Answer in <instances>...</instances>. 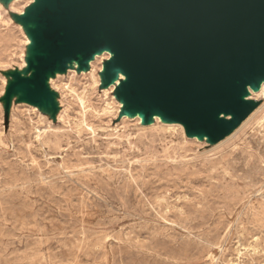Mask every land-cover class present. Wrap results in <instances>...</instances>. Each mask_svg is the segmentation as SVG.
I'll use <instances>...</instances> for the list:
<instances>
[{"label": "rangeland", "instance_id": "374dc122", "mask_svg": "<svg viewBox=\"0 0 264 264\" xmlns=\"http://www.w3.org/2000/svg\"><path fill=\"white\" fill-rule=\"evenodd\" d=\"M61 1L0 0V264H264V109L238 131L264 104V81L246 88L238 115L199 128L159 117L140 107L110 51L49 60L63 46L59 32L47 36Z\"/></svg>", "mask_w": 264, "mask_h": 264}, {"label": "water", "instance_id": "95a60500", "mask_svg": "<svg viewBox=\"0 0 264 264\" xmlns=\"http://www.w3.org/2000/svg\"><path fill=\"white\" fill-rule=\"evenodd\" d=\"M49 60L114 55L143 110L199 128L264 81V0H62ZM46 60L44 62H49Z\"/></svg>", "mask_w": 264, "mask_h": 264}, {"label": "bare ground", "instance_id": "6f19581e", "mask_svg": "<svg viewBox=\"0 0 264 264\" xmlns=\"http://www.w3.org/2000/svg\"><path fill=\"white\" fill-rule=\"evenodd\" d=\"M21 4V3H20ZM20 6V5H19ZM28 9V8H27ZM19 16V15H18ZM28 25V24H27ZM21 27H22V25H21ZM23 28V27H22ZM24 29V28H23ZM32 36V35H31ZM34 42V41H33ZM31 46V45H30ZM63 47V46H62ZM30 49V48H29ZM23 51V50H22ZM100 51V50H99ZM30 52V51H29ZM26 53V52H25ZM38 53V52H37ZM32 54V53H31ZM29 55V54H28ZM33 55V54H32ZM97 56V55H96ZM31 59V58H30ZM75 65H77L76 64V62H73ZM23 64V63H22ZM90 65V64H89ZM25 66V65H24ZM14 67V66H13ZM29 69H30V67H29ZM84 70V69H83ZM47 72V71H46ZM54 74V73H53ZM56 74V73H55ZM22 75V74H21ZM90 76L91 77H93L94 76V70H93V68H92V71H91V73H90ZM28 79V78H27ZM90 79V78H89ZM92 80V79H91ZM31 81V80H30ZM9 82V81H8ZM96 83V82H95ZM52 84V83H51ZM93 84V83H92ZM65 85V84H64ZM67 86V85H66ZM31 87V86H30ZM63 88H64V86H63ZM70 88V87H69ZM14 90V89H13ZM56 90V89H55ZM261 90H262V93H264V86H261ZM20 94V93H19ZM73 95V94H72ZM13 96V95H12ZM52 97V96H51ZM59 97V96H58ZM85 98V97H84ZM75 100H76V98H75ZM80 100V99H79ZM54 101V100H53ZM83 101V100H82ZM52 102V101H51ZM69 103V102H68ZM60 104V103H59ZM65 106V105H64ZM68 106V105H67ZM87 106V105H86ZM43 108H44V106H43ZM82 108V107H81ZM263 109H264V104H262L255 112H253L243 123H242V125L240 126V128L238 129V131H240L241 129H243L249 122H251L253 119H255L256 117H257V115L258 114H260L261 113V111H263ZM47 110H48V108H47ZM83 110H81V112H82ZM49 113V112H48ZM58 113V112H57ZM136 113V112H135ZM138 113H140L139 111H138ZM137 113V114H138ZM155 115H157V116H159L160 117V115L158 114V112L156 111V113H155ZM47 116H48V114H47ZM46 117V116H45ZM155 118V117H154ZM156 121H158V120H156ZM83 122V121H82ZM123 126V125H122ZM153 126V125H152ZM156 126V125H155ZM119 127V126H118ZM160 127V126H159ZM62 128V127H61ZM64 128V127H63ZM259 128V127H258ZM49 129V128H48ZM55 129V128H54ZM54 129H52V131L54 130ZM57 129H60V128H57ZM123 129V128H122ZM148 129V128H147ZM155 129H157V127L155 128ZM154 129V130H155ZM61 130H63V129H60L59 130V132L61 131ZM65 130V129H64ZM116 130V129H115ZM152 130V129H151ZM150 129H149V131H151ZM166 131H167V129H165ZM174 130V129H173ZM32 131V130H31ZM42 131V130H41ZM56 131V130H55ZM144 131V130H143ZM148 131V130H147ZM158 131V130H157ZM45 132V131H44ZM58 132V131H57ZM68 132V131H67ZM94 132V131H93ZM110 132V131H109ZM124 132V131H123ZM165 132V131H164ZM62 133V132H61ZM108 133V132H107ZM113 133V132H112ZM139 133V132H138ZM143 133V132H142ZM151 133V132H150ZM157 133V132H156ZM255 133H257V132H255ZM259 133V132H258ZM42 134H43V131H42ZM41 134V135H42ZM53 134V133H52ZM51 134V135H52ZM56 134V133H55ZM59 134V133H58ZM64 134H66V133H64ZM109 134H111V133H109ZM114 134V133H113ZM112 134V135H113ZM121 134V133H120ZM146 133H144V135H145ZM152 134V133H151ZM155 134V133H154ZM167 134V133H166ZM170 134V133H169ZM176 134V133H175ZM174 134V135H175ZM236 134H237V132H235L234 134H232L231 136H229V137H227L224 141H222V142H220L215 148H219L220 146H222L223 144H225L226 142H228L229 140H231L234 136H236ZM54 135V134H53ZM52 135V136H53ZM92 135V134H91ZM111 135V136H112ZM141 135V134H140ZM163 135V134H162ZM180 135V134H179ZM56 136V135H55ZM54 136V137H55ZM119 136V135H118ZM121 136H123V135H121ZM129 136V135H128ZM138 136V135H137ZM34 137V136H33ZM54 137H53V139H54ZM66 137V136H65ZM117 137V136H116ZM140 137H142V135L140 136ZM155 137V136H154ZM157 137V136H156ZM161 137V136H160ZM48 138H49V136H48ZM62 138V137H61ZM95 138V137H94ZM113 138V137H112ZM129 138H130V136H129ZM146 138V137H145ZM148 138V137H147ZM180 138V137H179ZM254 138V137H253ZM38 139V138H37ZM40 139V138H39ZM57 139V138H56ZM116 139H118V138H116ZM115 139V140H116ZM138 139V138H137ZM167 139V138H166ZM168 139H169V136H168ZM248 139V138H247ZM58 140V139H57ZM91 140V139H90ZM93 140V139H92ZM147 140V139H146ZM180 140V139H179ZM46 141V140H45ZM49 141V140H48ZM141 141V140H140ZM148 141V140H147ZM40 142H41V140H40ZM111 142H113L112 140H111ZM120 142V141H119ZM129 142V141H128ZM137 142V141H136ZM142 142H144L143 141V139H142ZM149 142V141H148ZM155 142V141H154ZM164 142V141H163ZM168 142V141H167ZM53 143V142H52ZM94 143H96V142H94ZM147 143V142H146ZM150 143H152V142H150ZM156 143V142H155ZM170 143H171V141H170ZM169 143V144H170ZM177 143V142H176ZM193 143V142H192ZM247 143V142H246ZM43 144V143H42ZM116 144V143H115ZM164 144V143H163ZM182 145L183 144V142H181V143H178V145ZM253 144V143H252ZM26 145V144H25ZM33 145V144H32ZM53 146H54V144H52ZM118 145V144H117ZM120 145V144H119ZM127 145V144H126ZM130 145H131V143H130ZM152 145H154V144H152ZM248 145V144H247ZM68 146V145H67ZM106 146V145H105ZM111 146H112V144H111ZM116 146V145H115ZM133 146V145H132ZM142 146V145H141ZM170 146V145H169ZM175 146V145H174ZM184 146V145H183ZM100 147V146H99ZM118 147V146H117ZM150 147V146H149ZM175 147H177V146H175ZM174 147V148H175ZM245 147V146H244ZM258 147V146H257ZM47 148V147H46ZM52 148V147H51ZM54 148V147H53ZM105 148V147H104ZM253 148H255V147H253ZM2 149H3V147H2ZM112 149V148H111ZM151 149V148H150ZM170 149V148H169ZM179 149V148H178ZM186 149V148H185ZM263 149V148H262ZM260 150V149H259ZM264 150V149H263ZM104 151V150H103ZM108 151V150H107ZM157 151V150H156ZM168 151V150H167ZM172 151V150H171ZM184 151V150H183ZM240 151V150H239ZM246 151V150H245ZM33 152V151H32ZM115 152V151H114ZM185 152V151H184ZM187 152V151H186ZM192 152V151H191ZM261 152V151H260ZM101 153V152H100ZM105 153V152H104ZM112 153V152H111ZM164 153V152H163ZM237 153V152H236ZM243 153V152H242ZM241 153V154H242ZM245 153V152H244ZM76 154V153H75ZM116 154V153H115ZM173 154V153H172ZM223 154V153H222ZM246 154V153H245ZM255 154V153H254ZM80 155V154H79ZM94 155V154H93ZM177 155V154H176ZM193 155V154H192ZM197 155V154H196ZM199 155V154H198ZM248 155V154H247ZM260 155V154H259ZM70 156H72V155H70ZM78 156V155H77ZM81 156V155H80ZM79 156V157H80ZM108 156V155H107ZM170 156V155H169ZM168 156V157H169ZM178 156V155H177ZM223 156V155H222ZM240 156V155H239ZM249 156V155H248ZM258 156V155H257ZM262 156H264V155H262ZM31 157H32V155H31ZM34 157V156H33ZM99 157V156H98ZM181 157V156H180ZM247 157V156H246ZM254 157V156H253ZM252 157V158H253ZM77 158V157H76ZM82 158V157H81ZM90 158V157H89ZM171 158V157H170ZM183 158V157H182ZM245 158V157H244ZM243 158V159H244ZM255 158V157H254ZM254 158H253V160H254ZM257 158V157H256ZM35 159V158H34ZM75 159V158H74ZM78 159V158H77ZM91 159V158H90ZM106 159V158H105ZM175 159V158H174ZM177 159V158H176ZM180 159V158H179ZM186 159V158H185ZM33 160V159H32ZM36 160V159H35ZM154 160V159H153ZM169 160V159H168ZM172 160V159H171ZM232 160V159H231ZM179 161V160H178ZM178 161H176V162H178ZM181 161H182V159H181ZM221 161V160H220ZM220 161H218V159H217V161H216V163H218V162H220ZM259 161V160H258ZM37 162V161H36ZM80 162V164L82 163L81 161H79ZM153 162V161H152ZM210 162V161H209ZM214 162V161H213ZM227 162V161H226ZM72 163V162H71ZM113 163V162H112ZM111 163V164H112ZM167 163V162H166ZM170 163V162H169ZM202 163V162H201ZM244 163H245V159H244ZM247 163V162H246ZM255 163V162H254ZM33 164V163H32ZM36 164V163H35ZM46 164V163H45ZM75 164V163H74ZM104 164V163H103ZM152 164V163H151ZM198 164V163H197ZM223 164V163H222ZM226 164V163H225ZM250 164V163H249ZM37 165V164H36ZM40 165V164H39ZM49 165V164H48ZM92 165V164H91ZM175 165V164H174ZM185 165V164H184ZM183 165V166H184ZM247 165V164H246ZM38 166V165H37ZM64 166V168H65V165H63ZM62 166V167H63ZM107 166V165H106ZM114 166V165H113ZM157 166H158V164H157ZM162 166H163V164H162ZM161 166V167H162ZM180 166V165H179ZM199 166V165H198ZM222 166V165H221ZM228 166V165H227ZM230 166V165H229ZM235 166V165H234ZM50 167V166H49ZM58 167V166H57ZM75 167V166H74ZM79 167H81V166H79ZM87 167V166H86ZM123 167V166H122ZM125 167V166H124ZM169 167V166H168ZM186 167V166H185ZM200 167V166H199ZM213 167V166H212ZM219 167V166H218ZM233 167V166H232ZM231 167V168H232ZM34 168V167H33ZM40 168V167H39ZM92 168V167H91ZM106 168V167H105ZM128 168V167H127ZM196 168V167H195ZM194 168V169H195ZM220 168V167H219ZM222 168V167H221ZM230 168V167H229ZM229 168H227V170L229 169ZM230 168V169H231ZM240 168V167H239ZM238 168V169H239ZM52 169H54V167L52 168ZM66 169H67V167H66ZM72 169V168H71ZM76 169V168H75ZM155 169V168H154ZM158 169H160V168H158ZM182 169V168H181ZM185 169V168H184ZM190 169V168H189ZM188 169V170H189ZM27 170V169H26ZM59 170V169H58ZM68 170V169H67ZM79 170V169H78ZM77 170V171H78ZM102 170V169H101ZM112 170V169H111ZM141 169H139V171H140ZM166 170V169H165ZM178 170V169H177ZM183 170V169H182ZM201 170V169H200ZM216 170V169H215ZM222 170V169H221ZM36 171V170H35ZM42 171V170H41ZM49 171V170H48ZM63 171V170H62ZM83 171V170H82ZM144 171V170H143ZM160 171H161V169H160ZM194 171V170H193ZM196 171H198V170H196ZM223 171V170H222ZM231 171H233V170H231ZM230 171V172H231ZM245 171V170H244ZM30 172H31V170H30ZM37 172V171H36ZM35 172V173H36ZM51 172V171H50ZM84 172V171H83ZM82 172V173H83ZM104 172V171H103ZM106 172H107V169H106ZM117 172V171H116ZM122 172V171H121ZM166 172H169L168 170H166ZM179 172V171H178ZM186 172V171H185ZM201 172H203V171H201ZM206 172V171H205ZM211 172H213V170L211 171ZM210 172V173H211ZM241 172V171H240ZM246 172V171H245ZM41 173V172H40ZM58 173V172H57ZM85 173H87L86 171H85ZM125 173V172H124ZM128 173V172H127ZM141 173V172H140ZM160 173V172H159ZM158 173V174H159ZM162 173H164V172H162ZM181 173V172H180ZM235 174H236V172H234ZM43 174H44V172H43ZM48 174H49V172H48ZM47 174V175H48ZM68 174V173H67ZM88 174V173H87ZM105 174V173H104ZM153 174V173H152ZM151 174V175H152ZM214 174H216V173H214ZM226 174H227V172H226ZM231 174V173H230ZM23 175V174H22ZM27 175V174H26ZM36 175H38V174H36ZM46 175V174H45ZM50 175V174H49ZM65 176H66V174H64ZM118 175V174H117ZM209 175V174H208ZM211 175V174H210ZM219 175V174H218ZM39 176V175H38ZM42 176V175H41ZM63 176V175H62ZM101 176V175H100ZM139 176V175H138ZM147 176V175H146ZM230 176V175H229ZM233 176V175H232ZM27 177V176H26ZM40 177V176H39ZM51 177V176H50ZM59 177V176H58ZM79 177V176H78ZM83 177V176H82ZM113 177V176H112ZM122 178H123V176H121ZM127 177V176H126ZM129 177V176H128ZM141 177H142V175H141ZM236 177V176H235ZM24 178V177H23ZM40 178H43V177H40ZM57 178V177H56ZM64 178V177H63ZM102 178V177H101ZM116 178V177H115ZM263 178H264V176H263ZM15 179V178H14ZM59 179V178H58ZM103 179V178H102ZM126 179V178H125ZM143 179V178H142ZM210 179V178H209ZM232 179V178H231ZM15 180H17V179H15ZM20 180V179H19ZM18 180V181H19ZM43 180V179H42ZM212 181L214 180V179H211ZM210 180V181H211ZM228 180V179H227ZM51 181V180H50ZM54 181V180H53ZM64 181H65V179H64ZM80 181V180H79ZM90 181V180H89ZM92 181V180H91ZM109 181V180H108ZM141 182H142V180H140ZM234 181V180H233ZM45 182V181H44ZM59 182V181H58ZM65 182H68V181H65ZM77 182H78V180H77ZM218 182H219V180H218ZM223 182V181H222ZM18 183H20V182H18ZM41 183V182H40ZM52 183V182H51ZM53 183H55V182H53ZM81 183H82V181H81ZM137 183V182H136ZM208 183V182H207ZM229 183V182H228ZM234 183V182H233ZM9 184V183H8ZM25 184V183H24ZM28 184V183H27ZM33 184H36V182L34 183L33 182ZM56 184V183H55ZM66 184V183H65ZM73 184V183H72ZM112 184V183H111ZM114 184V183H113ZM113 184H112V186H113ZM118 184H121V183H118ZM130 184V183H129ZM132 184V183H131ZM130 184V185H131ZM227 184V183H226ZM30 185H31V183H30ZM43 185V184H42ZM52 185V184H51ZM71 185V184H70ZM139 185V184H138ZM151 185V184H150ZM214 185V184H213ZM243 185V184H242ZM260 185V184H259ZM258 185V186H259ZM12 187H13V185H11ZM15 186H17V185H15ZM22 186V185H21ZM29 186V185H28ZM34 186V185H33ZM50 186V185H49ZM73 186V185H72ZM81 186V185H80ZM79 186V187H80ZM120 186V185H119ZM141 186H143V184L141 185ZM140 186V187H141ZM147 186V185H146ZM154 186V185H153ZM235 186V185H234ZM252 186V185H251ZM262 186V185H261ZM260 186V187H261ZM38 187V186H37ZM43 187H45V186H43ZM53 187V186H52ZM62 187V186H61ZM78 187V186H77ZM94 187V186H93ZM98 187V186H97ZM110 187V186H109ZM6 188V187H5ZM9 188V187H8ZM11 188V187H10ZM24 188V187H23ZM63 188V187H62ZM68 188V187H67ZM74 188V187H73ZM84 188V187H83ZM126 188V187H125ZM146 188V187H145ZM14 190L16 189V188H13ZM39 189H40V187H39ZM47 189V191H48V188H46ZM61 189V188H60ZM96 189V188H95ZM235 189V188H234ZM22 190V189H21ZM24 190V189H23ZM32 190V189H31ZM58 190H59V188H58ZM71 190V189H70ZM74 190H78V189H74ZM101 190V189H100ZM142 190V189H141ZM155 190V189H154ZM237 190V189H236ZM257 190H258V188H257ZM260 190V189H259ZM4 191V190H3ZM27 191V190H26ZM42 191H44V190H42ZM46 191V190H45ZM54 191V190H53ZM60 191V190H59ZM89 191V190H88ZM250 191V190H249ZM6 192V191H5ZM14 192V191H13ZM13 192H11L12 194H13ZM57 192V191H56ZM78 192V191H77ZM93 192V191H92ZM99 192V191H98ZM132 192V191H131ZM242 192V191H241ZM245 192V191H244ZM1 193V192H0ZM3 193V192H2ZM16 193V192H15ZM28 193V192H27ZM38 193H40V192H38ZM48 194H49V192H47ZM55 193V192H54ZM80 193V192H79ZM88 193V192H87ZM114 193V192H113ZM239 193V192H238ZM9 194V193H8ZM61 194V193H60ZM71 194V193H70ZM73 194V193H72ZM80 194H82V191H81V193ZM99 194V193H98ZM217 194V193H216ZM227 194H228V192H227ZM243 194V193H242ZM252 194V193H251ZM62 195V194H61ZM74 195V194H73ZM72 195V196H73ZM131 195V194H130ZM155 195V194H154ZM153 195V196H154ZM214 195V194H213ZM219 195V194H218ZM237 195V194H236ZM258 195V194H257ZM262 195V194H261ZM13 196H14V194H13ZM49 196V195H48ZM59 196V195H58ZM62 196H64V195H62ZM68 196V195H67ZM81 196V195H80ZM133 196H135V195H133ZM146 196V195H145ZM152 196V195H151ZM220 196V195H219ZM240 196V195H239ZM246 196V195H245ZM248 196V195H247ZM25 197H26V195H25ZM24 197V198H25ZM65 197V196H64ZM69 197V196H68ZM76 197V196H75ZM79 197V196H78ZM83 197V196H82ZM81 197V198H82ZM96 197H98V196H96ZM107 196H105V198H106ZM234 197V196H233ZM237 197V196H236ZM258 197H260V195L258 196ZM66 198V197H65ZM104 198V201L106 200ZM122 198V197H121ZM138 198H140V196L138 197ZM148 198V197H147ZM152 198H154V197H152ZM243 198V197H242ZM249 198H251L250 196H249ZM255 198V197H254ZM62 199V198H61ZM92 199V198H91ZM144 200H145V198H143ZM155 199V198H154ZM208 199V198H207ZM245 199V198H244ZM261 199V198H260ZM259 199V200H260ZM140 200V199H139ZM152 200V199H151ZM195 200V199H194ZM254 200V199H253ZM63 201V200H62ZM100 201V200H99ZM198 201V200H197ZM200 201V200H199ZM221 201V200H220ZM248 201V200H247ZM106 202V201H105ZM223 202V201H222ZM250 202V201H249ZM97 203V202H96ZM103 203V202H102ZM107 203V202H106ZM156 203V202H155ZM186 203V202H185ZM191 203H193V202H191ZM198 203V202H197ZM230 203V202H229ZM254 203V202H253ZM262 203V202H261ZM101 204V203H100ZM142 204H143V202H142ZM146 204V203H145ZM158 204H159V201H158ZM226 204V203H225ZM231 204V203H230ZM242 204V203H241ZM91 205V204H90ZM103 205V204H102ZM138 205V204H137ZM185 205H187V203L186 204H184V206ZM233 205V204H232ZM246 205H247V203H246ZM119 206V205H118ZM133 206V205H132ZM136 206V205H135ZM156 206H157V204H156ZM188 206H189V204H188ZM187 206V207H188ZM191 206V205H190ZM260 206V205H259ZM262 206V205H261ZM105 207V206H104ZM103 207V208H104ZM123 207V206H122ZM138 207H140V206H138ZM142 207V206H141ZM234 207V210H235V206H233ZM137 208V207H136ZM158 208H159V206H158ZM252 208H254V207H252ZM95 209V208H94ZM185 209V208H184ZM187 209V211H188V208H186ZM196 209V208H195ZM83 210V209H82ZM111 210V209H110ZM155 210V209H154ZM193 210H194V208H193ZM205 210V209H204ZM233 210V209H232ZM238 210H239V208H238ZM248 210H249V208H248ZM255 210V209H254ZM86 211V210H85ZM93 211V210H92ZM100 211V210H99ZM139 211V210H138ZM145 211V210H144ZM179 211V210H178ZM183 211V210H182ZM195 211V210H194ZM224 211V210H223ZM258 211V210H257ZM79 212V211H78ZM77 212V213H78ZM155 212H157V211H155ZM185 212V211H184ZM200 211H198V213H199ZM212 212V211H211ZM230 212V211H229ZM234 212V211H233ZM237 212V211H236ZM240 212H241V210H240ZM80 213V212H79ZM85 213V212H84ZM183 213V212H182ZM202 213V212H201ZM219 213V212H218ZM232 213V212H231ZM246 213H247V211H246ZM258 213H259V211H258ZM93 214V213H92ZM141 214V213H140ZM164 214V213H163ZM178 214V213H177ZM217 214V213H216ZM222 214V213H221ZM235 214V213H234ZM237 214H238V212H237ZM252 214V213H251ZM71 215V214H70ZM73 215V214H72ZM91 215V214H90ZM138 215V214H137ZM142 215V214H141ZM188 215V214H187ZM223 215V214H222ZM179 217H182V216H180V214L178 215ZM195 216V215H194ZM213 216V215H212ZM217 216H219V215H217ZM241 216V215H240ZM239 216V217H240ZM253 216V215H252ZM125 217V216H124ZM127 218H128V216H126ZM145 217V216H144ZM184 217V216H183ZM216 217V216H215ZM261 217H262V215H261ZM260 217V219H262ZM105 218V217H104ZM160 218V217H159ZM192 218V217H191ZM220 218V217H219ZM225 218V217H224ZM241 218V217H240ZM105 219H107V218H105ZM129 219V218H128ZM166 219V218H165ZM209 219V218H208ZM213 219V218H212ZM227 219H228V217H227ZM239 219V218H238ZM245 219V218H244ZM251 219V218H250ZM258 219V218H257ZM259 219V220H260ZM82 220V219H81ZM101 220V219H100ZM152 220V219H151ZM155 220V219H154ZM163 220V219H162ZM222 220H224V219H222ZM221 220V221H222ZM247 220V219H246ZM263 220V219H262ZM118 221V220H117ZM192 221V220H191ZM250 221H252V219L250 220ZM249 221V222H250ZM113 222H114V220H113ZM167 222V221H166ZM170 222V221H169ZM179 222V221H178ZM200 222V221H199ZM207 222V221H206ZM233 222V221H232ZM253 222V221H252ZM252 222H250V223H252ZM148 223V222H147ZM190 223V222H189ZM195 223V222H194ZM257 223V222H256ZM133 224V223H132ZM135 224V223H134ZM140 224H141V222H140ZM165 224V223H164ZM167 224V223H166ZM242 224V223H241ZM254 224V223H253ZM109 225V224H108ZM111 225V224H110ZM168 225V224H167ZM174 225V224H173ZM181 225V224H180ZM248 225V224H247ZM126 226V225H125ZM130 226V225H129ZM194 226V225H193ZM229 226H230V224H229ZM237 226H239L238 224H237ZM249 226H251V225H249ZM248 226V227H249ZM254 226V225H253ZM52 227V226H51ZM118 227V226H117ZM132 226H130L129 228H131ZM162 227V226H161ZM187 227V226H186ZM217 227V226H216ZM220 227V226H219ZM241 227V226H240ZM143 228V227H142ZM147 228V227H146ZM154 228V227H153ZM227 228V227H226ZM235 228V227H234ZM54 229V228H53ZM120 229V228H119ZM133 229V228H132ZM172 230H173V228H171ZM183 229V228H182ZM181 229V230H182ZM189 229V228H188ZM218 229V228H217ZM246 229V228H245ZM118 230V229H117ZM123 230V229H122ZM129 230V229H128ZM160 230V229H159ZM166 230V229H165ZM164 230V231H165ZM169 230V229H168ZM199 230V229H198ZM240 230V229H239ZM249 230V229H248ZM132 231V230H131ZM148 231V230H147ZM152 231V230H151ZM161 231V230H160ZM171 231V230H170ZM196 231V230H195ZM205 231H207V230H205ZM113 232V231H112ZM123 232V231H122ZM203 232V231H202ZM216 232V231H215ZM227 232V231H226ZM247 232V231H246ZM101 233V232H100ZM106 233V232H105ZM110 233V232H109ZM108 233V234H109ZM133 233V232H132ZM135 233V232H134ZM137 233V232H136ZM160 233V232H159ZM158 233V234H159ZM168 233V232H167ZM183 233V232H182ZM196 233V232H195ZM206 233V232H205ZM225 233V232H224ZM229 233V232H228ZM227 233V234H228ZM232 233V232H231ZM235 233V232H234ZM241 233V232H240ZM128 234H129V232H128ZM157 234V233H156ZM186 234H188V233H186ZM208 234V233H207ZM216 234V233H215ZM220 234V233H219ZM236 234V233H235ZM247 234H248V232H247ZM253 234V233H252ZM101 235V234H100ZM110 235H111V233H110ZM133 235V234H132ZM161 235H163V233L161 234ZM166 235V234H165ZM165 235H163L164 237H165ZM185 235V234H184ZM190 235V234H189ZM198 235V234H197ZM256 236H257V234H255ZM259 235V234H258ZM114 236V235H113ZM124 236H125V232H124ZM167 236V235H166ZM168 236L170 237V235L168 234ZM193 236V235H192ZM246 236V235H245ZM81 237V236H80ZM84 237V236H83ZM82 237V238H83ZM98 237H99V234H98ZM116 237V236H115ZM153 237V236H152ZM173 237V236H172ZM175 237V236H174ZM189 237V236H188ZM195 237V236H194ZM210 237V236H209ZM253 237V236H252ZM255 237V236H254ZM59 238V237H58ZM62 238V237H61ZM111 238V237H110ZM120 238V237H119ZM127 238H128V236H127ZM135 238V237H134ZM137 238V237H136ZM184 238H186V237H184ZM196 238V237H195ZM204 238H206V236L204 237ZM219 238V237H218ZM225 238V237H224ZM224 238H222V239H224ZM227 238V237H226ZM225 238V239H226ZM243 238V237H242ZM55 239V238H54ZM66 239V238H65ZM170 239V238H169ZM178 239V238H177ZM183 239V238H182ZM200 239V238H199ZM248 239H249V237H248ZM50 240H52V239H50ZM49 240V241H50ZM91 240L92 239H90V241L89 242H91ZM94 240V239H93ZM123 240V239H122ZM137 240V239H136ZM167 240V239H166ZM166 240H164V241H166ZM173 240H175V238L173 239ZM180 240H181V238H180ZM210 240V239H209ZM257 240V239H256ZM264 240V239H263ZM62 241V240H61ZM60 241V242H61ZM114 241V240H113ZM117 241V240H116ZM125 241V240H124ZM185 241V240H184ZM215 241V240H214ZM218 241V240H217ZM247 241V240H246ZM57 242V241H56ZM68 242V241H67ZM83 242V241H82ZM121 242V241H120ZM190 242V241H189ZM194 242V241H193ZM196 242H197V240H196ZM201 242V241H200ZM220 242V241H219ZM256 242V241H255ZM263 242V241H262ZM261 242V243H262ZM58 243V242H57ZM66 243V242H65ZM64 243V244H65ZM72 243V242H71ZM84 243H86L85 241H84ZM91 243H93V242H91ZM97 243V242H96ZM119 243V242H118ZM127 243V242H126ZM130 243V242H129ZM174 243V242H173ZM172 243V244H173ZM179 243H181V242H179ZM191 243V242H190ZM198 244H199V242H197ZM204 243V242H203ZM251 243V242H250ZM59 244V243H58ZM57 244V245H58ZM89 244V243H88ZM123 244V243H122ZM138 244V243H137ZM137 244H135L136 246H137ZM205 244V243H204ZM222 244V243H221ZM253 244V243H252ZM256 244V243H255ZM60 245V244H59ZM66 245V244H65ZM73 245V244H72ZM91 245V244H90ZM98 245V244H97ZM188 245V244H187ZM213 245H214V243H213ZM245 245V244H244ZM42 246V245H41ZM61 246H63V245H61ZM78 246V245H77ZM83 246V245H82ZM126 246V245H125ZM170 246H172V245H170ZM193 246V245H192ZM198 246V245H197ZM202 246V245H201ZM216 246V245H215ZM247 246V245H246ZM251 246V245H250ZM79 247V246H78ZM90 247V246H89ZM95 247V246H94ZM108 247V246H107ZM113 247V246H112ZM115 247V246H114ZM130 247V246H129ZM133 247V246H132ZM208 247V246H207ZM218 247V246H217ZM66 248V247H65ZM80 248V247H79ZM83 248V247H82ZM81 248V249H82ZM84 248H85V246H84ZM116 248V247H115ZM114 248V249H115ZM101 249V248H100ZM113 249V248H112ZM123 249V248H122ZM177 249H179V248H177ZM49 250V249H48ZM63 250V249H62ZM66 250H68V249H66ZM88 250V249H87ZM241 250V249H240ZM260 250V249H259ZM264 250V249H263ZM47 251V250H46ZM75 251V250H74ZM85 251V250H84ZM110 251V250H109ZM189 251V250H188ZM191 251V250H190ZM203 251V250H202ZM207 251V250H206ZM224 251V250H223ZM239 251V250H238ZM262 251V250H261ZM92 252V251H91ZM90 252V253H91ZM101 252H103V251H101ZM100 252V253H101ZM122 252V251H121ZM196 252V251H195ZM204 252V251H203ZM253 253H255L254 251H253ZM257 253V252H256ZM262 253V252H261ZM46 254V253H45ZM114 254V253H113ZM224 254V253H223ZM259 254V253H258ZM43 254H41L40 256H42ZM73 255V254H72ZM187 255V254H186ZM241 255H242V253H241ZM244 255V254H243ZM44 256V255H43ZM189 256V255H188ZM48 257V256H47ZM70 257V256H69ZM68 257V258H69ZM115 257V256H114ZM116 257H117V255H116ZM187 257V256H186ZM196 257V256H195ZM200 257V256H199ZM225 257V256H224ZM247 257H248V255H247ZM42 258H44V257H42ZM86 258H87V256H86ZM119 258V257H118ZM190 258V257H189ZM250 258V257H249ZM263 258V257H262ZM261 258V259H262ZM63 259V258H62ZM61 259V260H62ZM70 259H71V257H70ZM75 259V258H74ZM92 259V258H91ZM176 259V258H175ZM192 259V258H191ZM203 259V258H202ZM206 259V258H205ZM225 259H226V257H225ZM251 259V258H250ZM3 260V259H2ZM45 260V259H44ZM234 260V259H233ZM254 260H256L255 258H254ZM36 261V260H35ZM63 261V260H62ZM65 261V260H64ZM81 261V260H80ZM95 261V260H94ZM112 261V260H111ZM134 261V260H133ZM215 261V260H214ZM40 262V261H39ZM70 262V261H69ZM115 262V261H114ZM210 262V261H209ZM263 262V261H262ZM38 263V262H37ZM44 264H45V262H43ZM53 263V262H52ZM56 263V262H55ZM92 263V262H91ZM116 263V262H115ZM250 263V262H249ZM253 263H254V261H253ZM63 264V263H62ZM69 264V263H68ZM71 264V263H70ZM75 264V263H74ZM113 264V263H112ZM120 264V263H119ZM213 264V263H212ZM233 264H235V263H233ZM245 264H247V261H246V263Z\"/></svg>", "mask_w": 264, "mask_h": 264}]
</instances>
